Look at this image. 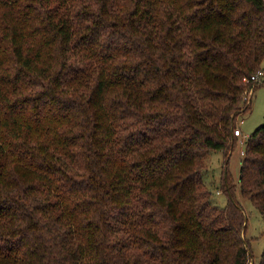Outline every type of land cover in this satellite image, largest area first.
Here are the masks:
<instances>
[{
	"label": "trees",
	"instance_id": "obj_1",
	"mask_svg": "<svg viewBox=\"0 0 264 264\" xmlns=\"http://www.w3.org/2000/svg\"><path fill=\"white\" fill-rule=\"evenodd\" d=\"M263 61L264 0H0V264H249Z\"/></svg>",
	"mask_w": 264,
	"mask_h": 264
},
{
	"label": "rangeland",
	"instance_id": "obj_2",
	"mask_svg": "<svg viewBox=\"0 0 264 264\" xmlns=\"http://www.w3.org/2000/svg\"><path fill=\"white\" fill-rule=\"evenodd\" d=\"M262 67L263 75L261 76V79L257 81H261L262 83L253 93L251 108L238 117V120H244L243 124L240 126L243 136H249L257 127L264 123V61ZM243 141H245V138L236 137L235 148L229 158L227 169L232 176V181L236 185L235 199L242 207L246 218V231L244 237L248 243V250L250 253L249 264H258L261 253L264 249V218L251 201L244 198L239 191V173L241 159L243 157L241 151L243 150L245 152ZM225 169L223 152H211L206 161L204 181L213 191V202L221 207L225 206L228 199V194L219 190L220 179Z\"/></svg>",
	"mask_w": 264,
	"mask_h": 264
},
{
	"label": "built area",
	"instance_id": "obj_3",
	"mask_svg": "<svg viewBox=\"0 0 264 264\" xmlns=\"http://www.w3.org/2000/svg\"><path fill=\"white\" fill-rule=\"evenodd\" d=\"M261 75H262V72L258 71L256 74H254V75H252L250 77V80L258 81L260 79ZM243 122H244L243 119H239V120L237 119L235 128L233 130V134L236 137H243L246 140L248 136H246V135L243 136L241 128H240V126L243 124ZM243 143H244V141H243ZM241 154L244 155V151L243 150L241 151Z\"/></svg>",
	"mask_w": 264,
	"mask_h": 264
},
{
	"label": "crops",
	"instance_id": "obj_4",
	"mask_svg": "<svg viewBox=\"0 0 264 264\" xmlns=\"http://www.w3.org/2000/svg\"><path fill=\"white\" fill-rule=\"evenodd\" d=\"M262 75H263V74H262ZM262 75H261V76H262ZM260 79H261V77H260Z\"/></svg>",
	"mask_w": 264,
	"mask_h": 264
}]
</instances>
